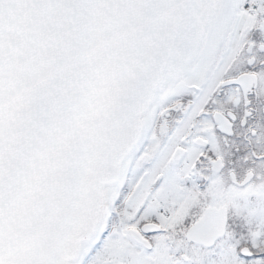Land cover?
<instances>
[{
	"label": "snow or ice",
	"instance_id": "snow-or-ice-1",
	"mask_svg": "<svg viewBox=\"0 0 264 264\" xmlns=\"http://www.w3.org/2000/svg\"><path fill=\"white\" fill-rule=\"evenodd\" d=\"M0 264H264V0H0Z\"/></svg>",
	"mask_w": 264,
	"mask_h": 264
}]
</instances>
